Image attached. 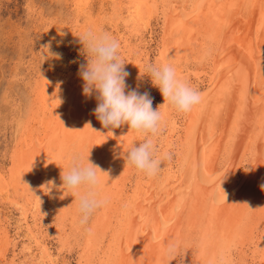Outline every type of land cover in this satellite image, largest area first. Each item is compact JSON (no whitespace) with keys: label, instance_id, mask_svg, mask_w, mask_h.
<instances>
[{"label":"bare ground","instance_id":"obj_1","mask_svg":"<svg viewBox=\"0 0 264 264\" xmlns=\"http://www.w3.org/2000/svg\"><path fill=\"white\" fill-rule=\"evenodd\" d=\"M75 1L79 10L89 3ZM114 2L113 14L124 13L129 29L136 33L152 27L155 19L161 21L156 64H171L178 77L199 92V82L204 78L209 84L202 102L189 113L178 112L165 100L158 104L162 127L167 131L160 142L162 152L157 154L163 161L162 171L148 177L144 190L123 213L128 182L135 170L127 164L126 155L140 143L137 132L127 124L104 128L94 114L96 94H83L81 77L57 84L38 101L32 127L25 129L13 153L12 178L16 181L17 175L21 180L15 183L16 195L18 191L44 193L52 185L49 178L55 177L57 168L62 166L65 171L72 155H82L101 169H97L101 192L109 203L84 229L74 225V231L80 233L78 239L83 241L79 243L82 253L78 264H264V0ZM192 63L198 68L190 69ZM125 70L130 74L126 91L139 86L143 93V72L133 66ZM175 114L183 116L182 126L173 122ZM172 152L177 159L171 176L165 156ZM236 159L247 163L241 161L235 169ZM3 182L14 186L0 173V184ZM18 196L21 200V194ZM63 205L58 208L61 215L55 219L54 232L62 251L74 245L65 227L63 210L68 208ZM30 214V209L23 210L24 224L36 251L42 254L41 260L60 264L48 244V231L39 228L38 216L34 218L36 224L29 223ZM87 228H91L90 233ZM3 232L0 223V264H14L15 260H7ZM109 235V255L104 259L101 251ZM169 244L176 245L171 260L166 255Z\"/></svg>","mask_w":264,"mask_h":264},{"label":"rangeland","instance_id":"obj_2","mask_svg":"<svg viewBox=\"0 0 264 264\" xmlns=\"http://www.w3.org/2000/svg\"><path fill=\"white\" fill-rule=\"evenodd\" d=\"M75 2V0H0V173L4 175L5 181L15 186L9 187L6 185L8 184L6 182L0 184L2 188H0V221L2 220L0 223L5 235V244L9 246H6L8 250L7 260H15L14 264H33L34 262V264H46V262L41 260L43 259L41 252L36 251L37 249L34 246V242L28 233L26 224H24L26 222L23 210L27 209H30V213H32L30 214L29 223L33 222V225L36 224L37 221H34V218L36 219L38 216L37 223L38 225L40 224L39 228L42 226V228H44V233L48 231L46 233L49 237L48 244L53 256L56 255L54 256L56 262L59 260L60 264H78V256L82 253V251L80 252L79 250V243L82 245L83 241L80 240V238L78 239L80 233L79 231H74L76 230L74 225H79L80 229H84L86 225L82 226L79 223L80 214L78 212V203L77 199H75V193L71 190L67 192L63 189V181L58 178L61 177L63 170L62 166L57 168L58 174L55 173V177L50 176L49 182H52L53 186L49 184L50 187L44 190V193L40 194L41 196L39 194H33V196L31 194L32 192H30L29 195L25 193V195L18 191V193L21 194L20 200L19 194L16 195V188L21 180L15 175L16 181H13L12 176L15 167L11 165L13 163V153L20 145V141L23 140L24 134L26 133L25 129L27 131L29 127H32L31 118L37 107L38 101L45 96L48 91L50 92L51 87L57 84L62 85L63 83L68 84L69 82L72 83L73 81H77L80 77L78 74L80 65L87 64L88 57L85 52L86 50L84 51L83 44L80 42L79 37L91 29L98 33L107 32L119 40V53L121 59L126 63L125 69H128V67L132 68L133 66L139 68L140 72L142 71L143 75L146 76L144 81L145 91L149 92L150 96L153 98V108L158 109V106L164 101L159 89L156 87L154 88L151 84V78L145 70L146 65L152 63L156 64L157 51L160 48V37L162 35L161 21L155 19L152 22V27H146L143 31L136 33L133 29H129L131 26L127 23V18L124 13H122L121 16H115L113 14L112 9L115 7L114 0H89L87 6L81 7L82 9L79 7L80 10L77 9V3ZM129 39L130 42L127 41L126 43V40ZM126 44H129L128 46L132 50L130 49L129 51ZM189 68L196 69L198 65L197 63H192L189 65ZM189 68L187 67V69ZM199 83L200 85L197 89H200L203 95L206 93L209 83L204 81V78H202ZM155 89L157 92H155ZM173 118V122L181 126L183 125V116L175 114ZM28 121L31 123H28ZM165 129L166 128L162 127L163 132L161 131L160 134L156 136L157 138H154V142L157 146L156 154L162 152V150H160V142L162 136L164 137L167 134ZM137 138L140 140V143L145 139V137L139 133H137ZM171 157L172 158L168 162H170V174L172 176L177 156L172 152ZM241 161L247 163L244 159H236L235 169L239 167ZM68 170L69 168H67L65 172ZM52 179H54L57 184L54 183ZM147 180L148 177L144 173L136 169L133 171V175L128 182V198L125 201L123 213L128 211L136 194L144 190ZM17 182L18 184H15ZM3 188H6V190L4 191ZM9 190L11 192L13 191V198L10 197L11 193H8ZM62 192H64V194ZM22 197L25 198V201ZM47 197L48 199H46ZM33 202L36 203L34 204ZM27 203L30 204L32 209ZM26 205L28 208H26ZM62 205L66 206V209L68 208L67 210H69V213H67V210H63L64 215L66 214L67 217V221L65 220V227L67 233L70 234L73 240L72 244H74L71 245L72 249L66 248L63 251L55 237L57 230V220L55 219L59 218V214L61 215V210L58 208ZM23 206H25V208ZM55 207H57V209ZM53 210L54 213L52 212ZM49 211L52 215L49 214ZM76 217L77 220H75ZM79 240L81 242H79ZM110 241L111 235L108 236L105 247L103 251H101L104 259L109 255L108 247ZM236 249L240 248L237 247ZM179 261H181V258Z\"/></svg>","mask_w":264,"mask_h":264},{"label":"clouds","instance_id":"obj_3","mask_svg":"<svg viewBox=\"0 0 264 264\" xmlns=\"http://www.w3.org/2000/svg\"><path fill=\"white\" fill-rule=\"evenodd\" d=\"M79 39L86 50L88 62L80 65L78 74L84 81L83 94L86 97H91L94 92L96 94V118L104 128H119L127 124L130 130L143 135V142L138 146L134 144L127 153L126 162L147 177H155L162 171L163 162L157 157L154 142L162 131L161 106L154 109L150 93L139 92V86L126 91L129 89L126 80L130 74L125 70L126 63L121 59L120 42L116 38L107 32L98 33L89 29ZM145 70L165 103L178 112L189 113L202 102L201 92L179 78L171 64L152 63L146 65ZM165 158L170 160L171 154H166ZM97 169L101 171L89 157L85 160L82 155L76 154L70 157L69 170L61 173L63 189L76 195L82 226L88 225L90 218L109 203L108 197L101 192ZM261 188L264 190V184ZM86 231L90 233L91 228ZM175 254L176 245L169 244L166 255L171 260Z\"/></svg>","mask_w":264,"mask_h":264}]
</instances>
